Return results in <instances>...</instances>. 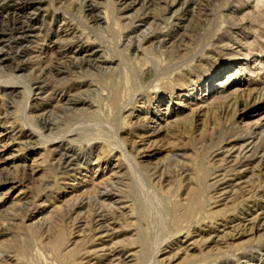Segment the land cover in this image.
Instances as JSON below:
<instances>
[{"label": "rangeland", "instance_id": "1", "mask_svg": "<svg viewBox=\"0 0 264 264\" xmlns=\"http://www.w3.org/2000/svg\"><path fill=\"white\" fill-rule=\"evenodd\" d=\"M19 15L29 33H0V264H264V0ZM84 50L101 64L71 65Z\"/></svg>", "mask_w": 264, "mask_h": 264}, {"label": "bare ground", "instance_id": "2", "mask_svg": "<svg viewBox=\"0 0 264 264\" xmlns=\"http://www.w3.org/2000/svg\"><path fill=\"white\" fill-rule=\"evenodd\" d=\"M0 1H4L3 2V5H4L3 8L4 7L5 8L6 7H9V8L12 7L13 8V10L9 11L6 14V16L4 17L5 21H1L0 22V33H3L4 35H7V34L11 35L13 33L25 35V34L29 33V29L32 27V23H33V19L31 17V15H26L25 17L24 16L19 17L20 16L19 14L20 13L22 14L24 9L34 8L35 5H36L37 0H28V1L22 2L20 4H16L15 6H11L12 3H15L14 0H0ZM77 53L78 52H75V58H72V60L70 62L71 65L81 66L82 64H85L87 66H92V65H95L97 63L101 64L99 58L96 57L95 52H93L91 50H89V51L88 50H84L82 52L84 56L81 57V58L79 57V55H77ZM67 57H68L67 56V52H63V53L59 54V56H58V58L60 60L61 59L64 60ZM50 61H51V59H50ZM60 63H58V62L55 63V64H57V66L52 67L51 71L60 72L62 70L61 69L62 65ZM207 87L209 88L210 86H207ZM248 148H249V146H248ZM65 164H66V161H65ZM72 164H73L72 161L71 162H67V166L68 167L71 166ZM198 198H199V196L198 197L196 196L194 198V205L193 206H195V204H196V206H198L200 204V203L197 204L198 203ZM199 201H200V199H199Z\"/></svg>", "mask_w": 264, "mask_h": 264}]
</instances>
